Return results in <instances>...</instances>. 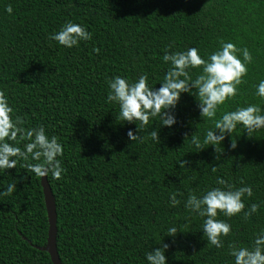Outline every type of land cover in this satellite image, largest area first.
Segmentation results:
<instances>
[{"label":"trees","instance_id":"obj_1","mask_svg":"<svg viewBox=\"0 0 264 264\" xmlns=\"http://www.w3.org/2000/svg\"><path fill=\"white\" fill-rule=\"evenodd\" d=\"M68 21L92 38L72 48L51 39ZM222 42L247 48L252 62L239 95L217 118L248 104L264 109L255 95L264 80V0H0V90L25 128L42 125L64 148L63 178L47 176L62 264H148L145 254L165 243L167 264H234L231 245L254 246L264 230V128L249 137L238 126L217 146L219 153L211 145L198 149L191 136L198 134L203 144L214 125L201 118L195 95L181 93L167 110L176 123L160 126L154 118L139 133L143 142H132L127 133L140 123L121 120L119 105L107 102V82L115 76L132 82L147 74L149 85L159 88L171 67L165 54L195 47L207 59ZM237 55L243 59L242 51ZM189 71L195 79L201 69ZM153 130L159 143L149 136ZM25 163L0 169V192L16 184L12 194L0 195V264H53L40 249L49 233L41 177ZM218 177L236 188L252 187L244 211L260 205L248 219L243 212L219 214L232 229L222 237L223 248L204 236L206 217L185 208L190 194L200 198L223 188ZM173 194L180 201L175 207ZM171 227L178 229L175 236L168 235Z\"/></svg>","mask_w":264,"mask_h":264},{"label":"clouds","instance_id":"obj_2","mask_svg":"<svg viewBox=\"0 0 264 264\" xmlns=\"http://www.w3.org/2000/svg\"><path fill=\"white\" fill-rule=\"evenodd\" d=\"M12 12L9 5L6 9ZM51 39L67 48L77 46L80 41L92 38L84 26L68 21L57 32L51 35ZM98 51V49H94ZM242 51L243 59L238 57ZM163 61L170 62L171 67L163 77L159 88L149 85L148 75L141 74L136 81L130 82L127 78L115 76L108 83V103L119 105V118L127 123L137 121L136 131H128L127 136L132 142H143L139 135L142 128L149 125L150 120L159 119L160 126L171 127L176 123V118L169 115L168 109L175 108L180 100L181 93H190L199 100L200 116L202 119L212 121L214 127L207 129L204 134L203 144L198 134L191 136V143L198 149L203 145L215 146L216 152H221L218 145H222L226 135H232L238 126H242L249 137L254 132L264 128V109L258 104L238 106L232 111H223L219 118L217 112L222 105L239 95V86L243 83L248 73L247 65L252 62V56L247 48L239 49L233 43H221V49L211 53L207 59L199 54V49L192 47L183 52L165 54ZM190 69H201L193 79ZM256 96L264 99V80L256 86ZM193 88L195 91H193ZM22 117L14 115V109L8 103L5 91L0 90V169L7 170L17 167L19 161H25L22 167L39 177L48 176L51 173L54 179L60 180L66 169L62 166L59 157L63 156L64 148L59 138L55 135L49 137L45 128L40 125L35 128H25ZM219 130V135L215 130ZM152 140L160 142L158 131L149 133ZM188 134L185 133L184 140ZM24 143L23 148L18 146ZM12 142V143H10ZM237 140L233 137L231 148H236ZM224 150V149H223ZM29 161H34L29 162ZM187 161L182 160L180 167H184ZM217 169L213 167L212 171ZM217 184L224 187H216L208 190L202 197L190 194L185 208L197 213L200 217H206L203 222L204 236L210 245L223 248L222 237L231 234V225L226 220L219 219V214L232 217L243 212V218L248 219L259 210V204H252L247 211L243 198L251 197V186L236 188L223 178H217ZM243 183V182H241ZM16 191V184L9 183L6 190L0 195H10ZM180 203L176 195L171 197L173 207ZM176 227L168 229L169 236H175ZM168 244L147 252L148 264H167L165 251ZM229 255L234 257V264H264V230L257 235L254 246L237 247L230 246Z\"/></svg>","mask_w":264,"mask_h":264},{"label":"water","instance_id":"obj_3","mask_svg":"<svg viewBox=\"0 0 264 264\" xmlns=\"http://www.w3.org/2000/svg\"><path fill=\"white\" fill-rule=\"evenodd\" d=\"M41 185L43 188L45 203L49 217V233L46 246L41 247L40 249L49 253L53 264H62L57 248L56 203L47 176L41 177Z\"/></svg>","mask_w":264,"mask_h":264}]
</instances>
